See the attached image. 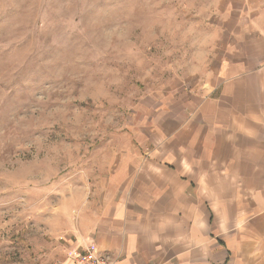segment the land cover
Returning <instances> with one entry per match:
<instances>
[{
	"label": "rangeland",
	"instance_id": "rangeland-1",
	"mask_svg": "<svg viewBox=\"0 0 264 264\" xmlns=\"http://www.w3.org/2000/svg\"><path fill=\"white\" fill-rule=\"evenodd\" d=\"M216 5L0 0V264L67 262L121 136L211 59Z\"/></svg>",
	"mask_w": 264,
	"mask_h": 264
},
{
	"label": "crops",
	"instance_id": "crops-1",
	"mask_svg": "<svg viewBox=\"0 0 264 264\" xmlns=\"http://www.w3.org/2000/svg\"><path fill=\"white\" fill-rule=\"evenodd\" d=\"M216 7L211 59L121 136L78 247L117 264H264V0Z\"/></svg>",
	"mask_w": 264,
	"mask_h": 264
},
{
	"label": "built area",
	"instance_id": "built-area-1",
	"mask_svg": "<svg viewBox=\"0 0 264 264\" xmlns=\"http://www.w3.org/2000/svg\"><path fill=\"white\" fill-rule=\"evenodd\" d=\"M73 264H117L109 253L100 250L94 243L86 242L70 253Z\"/></svg>",
	"mask_w": 264,
	"mask_h": 264
}]
</instances>
